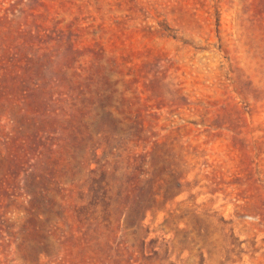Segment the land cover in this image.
I'll return each mask as SVG.
<instances>
[{
	"label": "rangeland",
	"instance_id": "rangeland-1",
	"mask_svg": "<svg viewBox=\"0 0 264 264\" xmlns=\"http://www.w3.org/2000/svg\"><path fill=\"white\" fill-rule=\"evenodd\" d=\"M0 264H264V0H0Z\"/></svg>",
	"mask_w": 264,
	"mask_h": 264
},
{
	"label": "trees",
	"instance_id": "trees-1",
	"mask_svg": "<svg viewBox=\"0 0 264 264\" xmlns=\"http://www.w3.org/2000/svg\"><path fill=\"white\" fill-rule=\"evenodd\" d=\"M9 64V59L6 57H0V75L2 74V72H5L6 70V66ZM6 87L5 85L0 84V90Z\"/></svg>",
	"mask_w": 264,
	"mask_h": 264
}]
</instances>
